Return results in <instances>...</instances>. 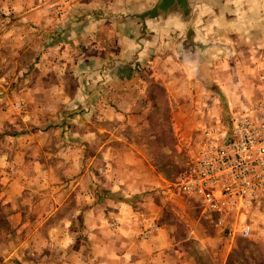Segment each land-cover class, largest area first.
<instances>
[{"label": "rangeland", "instance_id": "rangeland-1", "mask_svg": "<svg viewBox=\"0 0 264 264\" xmlns=\"http://www.w3.org/2000/svg\"><path fill=\"white\" fill-rule=\"evenodd\" d=\"M151 4L152 0H30L29 3L0 0V197H5L12 163L18 161L20 169L26 163V157L15 153L27 138L46 142L47 129H53L51 137L59 136L56 131L59 132L62 121L91 120L109 130L100 135L102 141L107 137L121 140H115L114 150L126 149L130 143L159 169L163 185L147 194L150 202H157L161 208L160 221L164 225L173 223L178 216L180 227L176 232L180 236L188 230L230 241L226 264H264V241L250 237L255 229L251 228L247 238L227 237L201 214L197 198L183 195L175 187L185 163L203 141L207 129L213 130L205 126L196 141L193 138L188 145H178L175 130L187 121L185 105L215 106L212 115L216 120L219 118L224 132L237 107L229 113L221 109L226 98L221 95L219 84L222 83L223 91L239 88L245 93H251L257 85L260 90L264 88V0H210L198 26L205 40L201 49L188 52L181 33L162 32L150 43L136 66L118 69L103 84H97L94 70L120 58L136 33L132 26H120L112 21H78V18L94 8L141 9ZM35 9L34 14L25 15ZM258 64L257 73H252V66ZM170 90L190 93L173 101ZM124 95L148 108L145 112L133 111L134 117L130 120L135 122V127L132 128L127 125L128 120L123 121V113L117 107L118 99ZM103 99L109 100L107 106L111 112L105 122L96 118V114L93 119L89 117L95 107L103 104ZM252 99L248 101L253 103ZM242 102L240 106L248 103ZM79 113L86 116L74 117ZM194 116H199V122L206 118L199 112ZM115 123H118L117 131ZM34 145L42 148L31 150L35 156L42 151L46 154V143ZM9 148L17 150L12 155L1 156ZM142 197L144 193L133 197L134 205ZM25 202L33 201L26 198ZM74 204L56 212V217L63 219L68 213L66 210L73 209ZM260 206L264 209V189ZM35 211L31 216H35ZM9 214V206L0 200V264H15L17 255L29 260L32 256L28 250L38 254L41 250V240L35 246L25 232L6 224ZM254 215L248 217L249 222ZM117 226L116 220H106L102 232L112 233ZM149 231L142 229L139 238L146 239ZM73 235L78 236L76 242L80 241L65 247L69 252L62 260L66 264H98L96 259L92 260L88 231L85 230L83 240L79 229ZM217 247L218 244L213 248ZM188 251L187 259H181L178 264H217L218 258L213 257L212 251L205 257L196 244Z\"/></svg>", "mask_w": 264, "mask_h": 264}, {"label": "crops", "instance_id": "crops-1", "mask_svg": "<svg viewBox=\"0 0 264 264\" xmlns=\"http://www.w3.org/2000/svg\"><path fill=\"white\" fill-rule=\"evenodd\" d=\"M29 1L26 0V3ZM34 12H37L36 9L26 12L25 15ZM258 66L259 64L253 65L251 72L257 73ZM258 86L251 93H245L239 88L223 91L220 83V93L226 98L221 109H227L229 113V110L240 106L242 100L250 103V97L253 98L251 102L254 104L264 106V88L260 90ZM189 93V90L183 93L170 90L169 95L176 101L182 96L188 97ZM127 97L129 96H121L117 107L123 113V121L128 120L127 125L132 128L135 127V122L130 120L134 117L133 111L138 110L140 113L148 111V108ZM108 101L103 99V104L95 107L89 117L93 119L96 114V118L99 117L100 121L105 122L106 117L111 114L110 107L107 106ZM88 108L89 106L85 110L88 111ZM99 108L101 111L96 112ZM184 108L188 117L187 123L176 127L178 145H188L193 138L196 141L205 126L214 130L222 129L218 123L219 118L216 120L215 115H212L216 111L215 106L212 108L209 104L201 108L187 104ZM198 112L206 115L203 122H199V116L195 118L194 114ZM79 114L74 117L86 116L85 113ZM119 116L116 115V119H120ZM115 125L117 131L118 123ZM47 130L46 142H38L33 137L27 138L16 153L17 148H9L1 154L2 156L15 153L16 156L26 157V163L21 165V169L18 161L12 163L11 180L4 188L5 197H0L1 202L10 208L6 224L19 229V232H25L26 238L33 241L35 246L37 241L41 240L39 254L37 251L28 250L32 257L28 260V257L24 259L17 255L18 261L13 260L15 264H66V261L62 260L67 256L66 252H69L65 247L80 241L76 242L78 236L73 235L77 229L83 233L82 240L86 237L85 230L88 231L92 260L96 259L98 264H178L181 259H187L188 250L193 244L203 251L205 257L212 251L213 257L218 258L217 264H226L230 252L227 246L230 241H221L216 235L206 236L198 231L187 230L185 235L180 236L176 232L180 227L178 216L176 221L169 225L160 221L161 208L157 202H150L147 193L162 187L163 179L159 169L150 163L149 157L141 154L130 143L126 149L114 150L113 143L120 139L116 137L117 141H113L107 137L102 141L100 135L109 133V130L98 127L91 120L62 121L59 132L56 131L59 136L55 137L50 136L53 129ZM34 143H46V154L42 151V154L38 152L35 156L33 151L31 152L36 148ZM95 193L98 195L95 196ZM143 193L144 197L134 205L133 197ZM26 198L33 202H25ZM73 202L76 204L73 209L66 210L68 213L63 219L56 217V212L65 210V207ZM257 208L255 215L251 217L250 225L255 232L250 237L256 241H264V215H261L264 209L260 205ZM33 211L35 216H31ZM110 219L116 220L118 226L112 233L102 232L101 227ZM142 229H150L146 239L139 238ZM216 244L218 247L213 248Z\"/></svg>", "mask_w": 264, "mask_h": 264}, {"label": "built area", "instance_id": "built-area-1", "mask_svg": "<svg viewBox=\"0 0 264 264\" xmlns=\"http://www.w3.org/2000/svg\"><path fill=\"white\" fill-rule=\"evenodd\" d=\"M175 185L197 198L201 214L227 237L247 238L248 217L260 205L264 189V106L235 108L229 126L207 129Z\"/></svg>", "mask_w": 264, "mask_h": 264}, {"label": "water", "instance_id": "water-1", "mask_svg": "<svg viewBox=\"0 0 264 264\" xmlns=\"http://www.w3.org/2000/svg\"><path fill=\"white\" fill-rule=\"evenodd\" d=\"M210 0H152L141 9H103L84 11L78 21H112L120 26H132L136 33L125 53L94 70L97 84H103L114 71L137 65L150 43L162 32L173 31L183 35L182 42L188 52L194 53L205 46L198 26Z\"/></svg>", "mask_w": 264, "mask_h": 264}]
</instances>
